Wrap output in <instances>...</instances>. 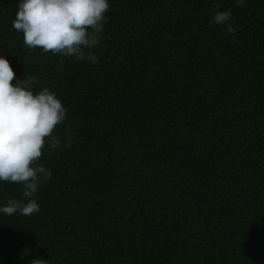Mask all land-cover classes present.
<instances>
[{
	"label": "trees",
	"instance_id": "1",
	"mask_svg": "<svg viewBox=\"0 0 264 264\" xmlns=\"http://www.w3.org/2000/svg\"><path fill=\"white\" fill-rule=\"evenodd\" d=\"M17 2L0 52L68 111L39 211L0 214V264H264V0H110L96 62L25 46Z\"/></svg>",
	"mask_w": 264,
	"mask_h": 264
},
{
	"label": "clouds",
	"instance_id": "2",
	"mask_svg": "<svg viewBox=\"0 0 264 264\" xmlns=\"http://www.w3.org/2000/svg\"><path fill=\"white\" fill-rule=\"evenodd\" d=\"M245 0H235L242 6ZM110 0H18L12 27L23 34V43L30 49L59 54L63 57L97 61L92 53L103 38ZM232 13L217 8L210 23L226 26ZM15 80V83H13ZM39 79L34 75L18 78L4 52H0V184L21 186L22 199L10 198L0 205V214L29 216L39 211L36 194L51 178L52 170L38 163L46 143L51 149L61 145L53 137L57 125L67 120V108L48 87L37 90ZM65 147L71 141L64 140ZM25 248L21 259L28 256ZM28 264H49L39 255H32Z\"/></svg>",
	"mask_w": 264,
	"mask_h": 264
}]
</instances>
